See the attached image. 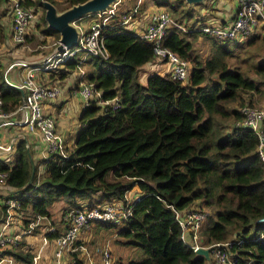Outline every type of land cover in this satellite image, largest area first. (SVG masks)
I'll use <instances>...</instances> for the list:
<instances>
[{
  "label": "trees",
  "instance_id": "trees-1",
  "mask_svg": "<svg viewBox=\"0 0 264 264\" xmlns=\"http://www.w3.org/2000/svg\"><path fill=\"white\" fill-rule=\"evenodd\" d=\"M83 1L63 0L60 11ZM4 2L0 0V6ZM121 2L100 24L108 57L89 55L91 68L86 74L103 99L119 95V105L112 108L92 101L82 108L79 129L64 155L48 152L35 164L26 139H19L12 167L0 159L7 187L0 192V222L7 200L13 199L19 202L15 210L21 227L14 232L19 233L17 241L3 248V254L14 264H39L33 260L28 234L49 223L41 236L52 240L64 229L68 211L120 199L131 209L128 217L95 225L119 226L118 234L142 254L116 259L117 264H212V258L197 254L181 235L177 213L193 204L209 210L199 233L203 245L232 241L226 251L234 264H264V240L259 238L264 230V221L259 222L264 217V172L256 152L259 135L242 124L240 111L243 104H254L255 95L264 97V28L242 40L219 38L196 29L210 14L208 5L200 13L185 0H143V8L148 2L162 6L189 29L171 25L163 39V45L189 61L187 77L174 79L167 67L143 84L137 68L156 54L150 42L124 27L122 16L128 10ZM19 3L43 6V0ZM42 21V32L58 38V32L47 27L45 15ZM199 37L208 42L206 57L194 44ZM4 39L0 27V40ZM77 59L66 60L65 68H74ZM2 68V106L13 111L23 91L4 80ZM65 68H60V77ZM260 129L264 132V117ZM131 189L135 196L128 198L125 192Z\"/></svg>",
  "mask_w": 264,
  "mask_h": 264
},
{
  "label": "built area",
  "instance_id": "built-area-1",
  "mask_svg": "<svg viewBox=\"0 0 264 264\" xmlns=\"http://www.w3.org/2000/svg\"><path fill=\"white\" fill-rule=\"evenodd\" d=\"M118 1L113 2L104 11L87 15L88 17L90 16L89 24L86 28L78 26L79 39L78 43L73 47L67 48L63 46L61 49L55 47L54 52L51 54L41 57V59H34L33 61L15 58L5 66L2 70V77L11 86L21 89L23 94L13 111L4 110L2 106L3 101L0 98V130L10 126L14 128L17 126L23 127L26 129V132L38 134L48 152L65 154L67 144L64 137L57 130L56 117L46 112L43 107L46 101H51L58 97L60 86L57 82H41L37 79L36 73L39 71L58 72L61 67L65 68L66 60L74 57L78 58L76 65H79L86 59V56L80 55V51H85L88 55L92 56L102 55L108 57L103 37L100 34V24L109 20ZM9 5L7 13L12 18L10 29L11 42L19 44L27 38L28 29L35 17L34 8L25 7L19 3V0H12V3ZM135 11H137L136 5L132 11L129 12L128 10L123 14L122 23L124 27L138 33L141 38L150 42L153 53L169 61L168 69L172 78L185 79L188 75L189 61L163 45V39L166 29L171 25H177L184 31H188L189 29L184 24L174 21L164 7L159 6L158 9L149 11L148 14L143 16L145 21L141 18L143 21L142 25V21L134 17ZM235 11V16L229 24H224L218 17H215L213 20H207L199 24V27L196 29L219 38L242 40L264 28V0H236ZM57 44H59V40ZM14 66H20L24 69L25 79L20 83L12 82L7 77V72L14 68ZM73 94L82 98L85 106L91 104L92 101H96L101 105L108 104L112 108H116L119 105V95L111 99H103L100 91L94 89V85L87 80L86 76H83L75 86ZM240 111L244 115L242 124L252 128L259 135L256 152L262 161L264 172V132L260 129V121L264 117V105L255 107L245 103L240 106ZM19 139H25L24 135L10 137L8 140L0 138V159L3 160L8 169L14 163L13 154ZM5 176L6 171L0 169V184L4 185ZM125 196L128 198L133 197L129 196V191L125 192ZM7 203L6 214L0 222V264H14L12 257L3 254L2 249L14 244L19 236V233H12L14 231L12 230L13 218L17 216L15 208L19 202L8 199ZM130 211L131 209L127 201L123 202L120 199H114L99 203L90 208H78L77 210L65 213L63 218H65L66 222L63 231L52 240L42 237V244H47L52 250V264H64V255L66 253H78L79 257L83 256L88 261L87 264H95L88 251V247L83 243H78L81 239V234L89 231L93 222L99 220L119 223L121 219L128 217ZM208 213L209 210L206 207L197 204L191 205L182 214L177 213L182 227V237L194 251L201 246L209 247V255H211L214 264H234L230 254L226 251V247L232 241L211 245H203L201 243L199 233L203 222L209 215ZM37 221L38 219L31 222L29 226L35 225ZM261 221H264V217H261L259 222ZM259 238L264 240V230H262ZM97 252H99L101 258L100 264H117V261L111 257L108 243L100 245ZM39 255L40 248L33 256L34 262L38 261Z\"/></svg>",
  "mask_w": 264,
  "mask_h": 264
},
{
  "label": "rangeland",
  "instance_id": "rangeland-1",
  "mask_svg": "<svg viewBox=\"0 0 264 264\" xmlns=\"http://www.w3.org/2000/svg\"><path fill=\"white\" fill-rule=\"evenodd\" d=\"M55 1H56L55 6H56L57 10L60 11L61 6L63 5V0H55ZM135 1L136 0H122V2H121L122 9L123 10L127 9V10H129V12L132 11L134 4H135ZM215 3H216V0H211V1L207 0L203 3L195 4V5H193L194 11L202 13V12H204L202 10V7L204 5H206V6L208 5V7L210 8L209 11L211 13L207 14L204 19L206 21L207 20L208 21L213 20L215 18H212V16L216 12H214V10H211L212 9L211 7L213 5H215ZM230 5H232V4H230ZM33 8H34V12H35L34 13L35 17L31 23V26L28 29V33L26 35L27 36L26 40L22 43H19V44H14V43L13 44H10V43L7 44L4 42H0V54H5V56H6L8 51L16 49L17 52L14 53L15 57L29 59V60L33 61V59L35 58L34 55H38L40 58V57L47 56V55L51 54L52 52H54V49L58 43L59 37L57 38V36L55 34L46 35L42 32L41 28L44 27L42 17L44 15L45 8L43 6H40V5L33 6ZM134 17L138 18L142 21V19L140 17V13L138 10L134 12ZM85 20L83 19V21H85ZM185 27H186V25H185ZM198 27H199V22L196 25V28H198ZM194 44H195L196 48L198 49V51L202 53L203 57L208 56V54H209L208 42L203 37H199ZM79 53H80V55L86 56L85 61H87V58L89 55L85 51H80ZM12 54H13V52H12ZM10 56H12L11 53H10ZM85 61H83V62H85ZM168 63H169L168 60H165L162 57L155 55L153 60L138 66L137 74H138L139 81L141 83L145 84L147 81V78L150 75L155 74L156 72L157 73H164L167 69ZM59 72L60 71H58L56 73H59ZM7 77L9 79H12L10 71L7 72ZM260 96L255 95L253 106H255V107L260 106L261 107L264 105V102H263L264 97L263 96L260 97ZM77 129H79V126ZM32 154H33V156H36L37 153L36 154L32 153ZM37 163H39V161H37ZM6 189H7V187L5 185L0 184V192L5 193ZM18 218H19L18 215L13 218L12 230H14V231L21 228L20 224L18 222V220H19ZM95 223L96 222H93V225L91 226V229L89 231H85L83 234H81V239L78 242V243H83L88 247V251L90 252L91 258L93 260H95V258L98 259L97 257L99 256V252L97 254V249H99V246L104 244V243L109 244L111 257H113L115 260L119 259L120 257L123 260L140 258V255L142 254L141 250L137 246H134L132 244L125 242L126 240H128V238L118 234L119 226H109V227L105 228L106 230H102L100 228L97 229V226L95 225ZM49 226H51V225L48 223V225L41 226L43 228L39 227L38 231H40V232L35 233V234L30 233L27 235V241L30 242V247L32 249V252L36 254L40 248V255L38 258L39 259L38 262L40 261L39 264H52V261H53V259L51 258V251L52 250L47 244H42L43 239L41 236V230L43 231L44 229H46ZM94 230H96L98 233L95 232ZM90 231H92V232L89 233ZM13 234H15V233L13 232ZM91 239L92 240L95 239V241L91 242ZM93 242H95V243L92 244ZM41 244H42V246L40 247ZM65 256H66V260H67L66 264H86L87 263V260L79 257L78 253H66ZM80 256H82V255H80ZM113 262H115V261H113ZM3 264H5V263H3ZM212 264H214L213 261H212Z\"/></svg>",
  "mask_w": 264,
  "mask_h": 264
},
{
  "label": "crops",
  "instance_id": "crops-1",
  "mask_svg": "<svg viewBox=\"0 0 264 264\" xmlns=\"http://www.w3.org/2000/svg\"><path fill=\"white\" fill-rule=\"evenodd\" d=\"M205 1H207V0H204V2ZM208 1H211V0H208ZM141 2H143V0H136L134 6L136 5V8L140 13V17L143 20H144L143 16L148 14L149 11H152L154 9L159 8V6H156L155 4L153 5L151 2H148L147 5L143 8V5L141 4ZM11 3H12V0H8V1L5 0V2L0 6V27H2V29L5 33V39L0 40V42H4L7 44L8 43L13 44L11 42V36H10L12 18L7 13L8 12L7 9H9V6H10L9 4H11ZM230 4H232V5H230ZM211 8H212L211 10H214V12H216L212 16V18L218 17L224 24H229L231 22V20L234 18L235 13H236V11H235L236 0H216L215 5H213ZM202 10L204 11V8ZM83 19L84 20L86 19V20L83 21ZM89 20H90V16L86 17V18L82 17L79 20L78 19L75 20V24H77V26H82V27L86 28L87 25L89 24ZM138 20L140 21V19H138ZM142 24H143V21L141 22V25ZM57 46H58V44L56 45V47ZM12 52H13V54H12ZM16 52H17L16 49H13V50L8 51L6 56H5V54H0V63L2 64V67H3V68L0 67V69L2 68V70H3L5 68V66H7V64L10 61L17 58L14 56V53H16ZM10 53L12 56H10ZM34 56H35L34 59H41V57L39 58L38 55H34ZM62 68L63 67H61V69ZM90 68H91V64L88 61H85L79 65H75V67L72 69L69 68L67 70V68H66L65 69L66 73H65L64 77H60L59 73H56V72L50 73V72L39 71L38 73H36L37 79L40 80L41 82H43V83H49V82L55 83V82H57L60 86V93L57 95L58 97L55 98L54 100L46 101L44 103L43 107H44L46 112H48L51 115H54V117H56L57 130L64 137L67 145L69 143H71L73 141V139L75 138L74 135L76 134L77 128L80 124L79 114H80L82 108L85 107V104L83 103L82 98H80L79 96H76V95L74 96L73 90H74L75 86L78 84V82L83 78V76L84 77L86 76V78H87L86 74L90 70ZM61 69H59V71H61ZM9 71L11 72L12 79H10V80L12 82L20 83L25 79L24 69L22 67L14 66V68H12ZM263 102H264V99H263ZM19 135H24V138L26 139V143L31 149V153H34V154L37 153L36 156H33V154H32V158H34L35 163L37 161H39L40 159H42V157H45L48 154V151L45 148V144L41 140V138L38 136V134L26 132L25 128L19 127V126L15 127V128L11 127V126L5 127L4 129L0 130V138H2L4 140H8L10 137H15V136L19 137ZM38 165H39V167H38L39 170L44 168L43 163H40ZM135 192H136L135 189H131L129 191V196H135ZM102 230H106V229H102ZM92 231H90L89 233H91ZM94 231L97 232L96 230H94ZM13 232H15V231H13ZM92 241H95V239L94 240L91 239V242ZM94 243L95 242H93L92 244H94ZM97 254H98V252H97ZM81 258H83V257H81ZM97 258L98 259L95 258L94 262H95V264H100L101 263L100 256H98ZM64 259H65L64 264H66L67 260H66L65 255H64ZM87 263H88V261H87Z\"/></svg>",
  "mask_w": 264,
  "mask_h": 264
},
{
  "label": "water",
  "instance_id": "water-1",
  "mask_svg": "<svg viewBox=\"0 0 264 264\" xmlns=\"http://www.w3.org/2000/svg\"><path fill=\"white\" fill-rule=\"evenodd\" d=\"M115 1L117 0H85L73 4L64 10L58 11L53 2L51 3L49 0H43L47 27L52 30L54 29L58 32V35H60L57 48L61 49L63 46L71 48L78 43L79 29L77 24H75V20L93 14L94 12L104 11ZM185 2L188 3V5H195L203 3L204 0H185ZM31 179L32 178L30 177L29 182ZM195 252L197 254L205 255L210 261L211 255H209V247L201 246Z\"/></svg>",
  "mask_w": 264,
  "mask_h": 264
}]
</instances>
